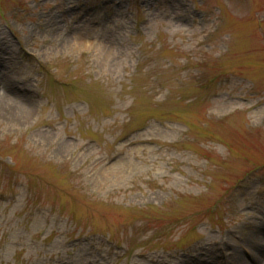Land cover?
<instances>
[{
  "label": "rangeland",
  "instance_id": "rangeland-1",
  "mask_svg": "<svg viewBox=\"0 0 264 264\" xmlns=\"http://www.w3.org/2000/svg\"><path fill=\"white\" fill-rule=\"evenodd\" d=\"M128 1L0 0V264L264 249V0Z\"/></svg>",
  "mask_w": 264,
  "mask_h": 264
},
{
  "label": "bare ground",
  "instance_id": "bare-ground-1",
  "mask_svg": "<svg viewBox=\"0 0 264 264\" xmlns=\"http://www.w3.org/2000/svg\"><path fill=\"white\" fill-rule=\"evenodd\" d=\"M260 253H262L261 256H264V249L260 250ZM259 258L261 257L258 255L257 257L258 261H263L262 259H259Z\"/></svg>",
  "mask_w": 264,
  "mask_h": 264
}]
</instances>
